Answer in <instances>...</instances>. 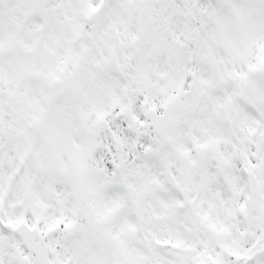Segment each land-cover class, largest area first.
<instances>
[{
	"label": "snow or ice",
	"instance_id": "6c2138e0",
	"mask_svg": "<svg viewBox=\"0 0 264 264\" xmlns=\"http://www.w3.org/2000/svg\"><path fill=\"white\" fill-rule=\"evenodd\" d=\"M0 264H264V0H0Z\"/></svg>",
	"mask_w": 264,
	"mask_h": 264
}]
</instances>
